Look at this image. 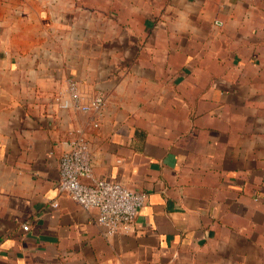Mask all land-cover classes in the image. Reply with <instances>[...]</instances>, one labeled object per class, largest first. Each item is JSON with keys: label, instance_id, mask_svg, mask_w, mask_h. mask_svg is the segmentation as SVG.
Wrapping results in <instances>:
<instances>
[{"label": "crops", "instance_id": "0c3cea01", "mask_svg": "<svg viewBox=\"0 0 264 264\" xmlns=\"http://www.w3.org/2000/svg\"><path fill=\"white\" fill-rule=\"evenodd\" d=\"M79 137L131 232L60 192ZM0 264H264V0H0Z\"/></svg>", "mask_w": 264, "mask_h": 264}, {"label": "built area", "instance_id": "2783aa9c", "mask_svg": "<svg viewBox=\"0 0 264 264\" xmlns=\"http://www.w3.org/2000/svg\"><path fill=\"white\" fill-rule=\"evenodd\" d=\"M55 101L64 109L101 114L106 104L103 93L91 97L83 94L80 84L69 79L65 88L55 94ZM60 192L69 195L86 210H96V222L106 236L129 233L139 210L145 205L146 194L94 174L89 143L79 137L69 143L59 162ZM25 230L28 224L23 226Z\"/></svg>", "mask_w": 264, "mask_h": 264}]
</instances>
